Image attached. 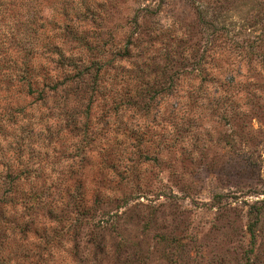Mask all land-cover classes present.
<instances>
[{"label":"rangeland","instance_id":"1","mask_svg":"<svg viewBox=\"0 0 264 264\" xmlns=\"http://www.w3.org/2000/svg\"><path fill=\"white\" fill-rule=\"evenodd\" d=\"M88 1L101 14L94 21L83 22L82 28L99 33L100 40L119 47L128 37L140 46L151 41L154 47L147 52L164 49L171 41L178 54L187 55L183 68L175 62L172 67L162 55H156L157 65L151 73L159 83L168 85L172 69L180 68L184 73L178 85L191 90L198 85L209 88L213 72L223 76L224 70H232L239 72L234 87L248 85L257 92L262 87L264 0ZM142 7H151L154 12L147 14ZM26 10L25 6L0 4V196L10 195L16 202L10 204L0 198V264L60 263L65 244L60 230L65 222L51 220L43 201L29 199L25 203L21 199L28 193L31 180H57L63 176L59 171L71 165L75 173L70 181L83 184V205L111 190L126 195L125 205L118 208L113 202L102 201L92 220L86 216L83 228L86 234L102 231L111 246L125 239L128 251H135L126 264H171L172 260L180 264H264V211L260 201L264 199V90L246 103L240 92L228 102L240 115L232 122L208 101L198 106L195 103L201 98L192 99L190 119L186 117L184 122L188 130H182L188 133L180 143L194 151L189 157L172 143L175 131L169 116L171 96L166 89L153 100L157 104L148 105L147 96L142 95L135 110L120 109L114 122H105L101 112L107 110L110 98L102 85L103 74L94 83V95L89 97L86 92L77 106L75 127L66 125L63 116L50 122L51 138L44 133L38 136L39 124L32 126L28 120L31 107L36 112L42 107L38 102L30 104L34 96L17 98L26 112L17 114V122L9 115L16 101L9 67L13 39L24 33L16 18L24 19ZM130 45L134 54L138 45ZM120 62L128 63L124 59ZM152 80L142 86L148 87ZM87 102L85 114L81 110ZM133 122L142 137L132 142L123 130ZM192 133V139L197 136L195 144L189 138ZM16 141L22 144L18 147ZM130 151L138 158L134 162L136 175L117 187L125 163H120L122 172L117 174L112 160ZM20 165L29 167L28 177H4ZM33 169L39 176L33 175ZM11 180L19 188L9 185ZM68 209L66 216L71 219L77 208L70 205ZM258 209L252 234L249 223L256 217L252 211ZM103 210L118 211L114 229H100L92 222Z\"/></svg>","mask_w":264,"mask_h":264},{"label":"trees","instance_id":"2","mask_svg":"<svg viewBox=\"0 0 264 264\" xmlns=\"http://www.w3.org/2000/svg\"><path fill=\"white\" fill-rule=\"evenodd\" d=\"M0 4L28 7L27 16L24 19L21 16L16 18V22L23 26L24 33L13 39V53L9 67L11 91L13 99L16 98V101L11 105L9 115L11 120L17 122V114L21 111H23V115L26 114L24 105H19L17 98L22 95L34 96L30 104L38 102L42 107L38 112L31 107L32 111L29 113L28 120L32 126L36 123L39 124L38 136L39 133H44L46 137L51 138L53 128L50 122L53 119H61L63 116L66 117V125L75 127V120L79 111L77 106L81 104L86 92L89 97L94 95V83L97 81V77L103 74L105 79L102 85L110 98L107 110L101 112L102 116L105 114V122H114L115 115H120V109L125 112L135 110V107L139 106L138 100L142 95L147 96L148 105L157 104L153 100L159 94L162 96L166 89L171 96L169 116L173 120L175 131L173 136L175 140L172 143H177L178 148H181L180 152L186 153V157H189L194 151L180 143L188 133L185 131L186 134H184L182 130H188L184 127V122L186 117L190 119L188 112L192 110V99L196 101L201 98L195 103L198 106L200 103L208 101L209 104L215 106V110H218L221 116H229L232 122L239 113L234 112V108L229 106L228 102H232L240 92L246 98V103L254 95H261V91L264 90V81L260 83L262 87L258 88V92L255 89L252 90L248 85L234 87V79L239 72L234 73L232 70H224L223 76L216 74L219 72H213L209 77V81H211L209 88L204 87L205 85H198L194 90H191L178 85L179 77L184 73L182 69L179 70L180 68L172 69L168 75L170 79L168 85L159 83L157 79L152 77L151 73L157 65L154 59L156 55L158 57L162 55L172 67L174 66L173 62H175L181 68H183L182 62L187 58V55H183L181 52L178 54L171 41L164 49H152V51L147 52L149 48L154 47L151 41L140 46L128 37L123 47H119L113 45V42L100 40L99 33L82 28L83 22L94 21L101 14L88 0H0ZM29 7L31 8L29 9ZM32 9L34 11L30 12ZM44 10L50 11L44 12ZM142 10L147 14L154 12L151 7H142ZM156 36L154 35V37ZM154 37L152 36V40L155 39ZM130 44L138 45L134 54L130 51ZM123 59L128 63H121L120 61ZM260 60L263 58L260 57ZM198 62L199 59L196 60V63ZM163 72L162 69L160 73L163 74ZM151 78H153V82L148 87H143L142 85L150 82ZM230 88H233V91L228 93L227 90ZM84 106L81 111L87 114L89 102ZM195 116H197L196 111ZM123 133L132 142L134 140L139 141L142 137L139 127L134 122L129 124ZM192 137L193 133L189 138L192 139ZM196 140L197 136H194L191 143L195 144ZM18 141L16 144L19 147L22 141ZM17 149L20 150L21 147ZM125 152L119 153L118 157L113 159L111 163V167L116 169L117 174L122 172L119 169L120 163H125L122 170L126 175L123 174V178L116 184L117 187L122 186L130 177L136 175L134 162L138 158L133 154V151L128 154ZM21 154L22 152L18 156ZM74 156L75 154H73ZM15 168L13 169L15 171L7 172L4 177L10 179L15 177L19 179L21 176L28 177L30 170L27 165L16 166ZM33 171L35 177L39 176L36 170L33 169ZM59 172L63 176L57 180L41 183L31 180L28 193H25L21 199V202L25 203L29 199H36L38 202L43 201L47 208L46 213L51 220L65 222L60 230L61 238L65 244L59 264H126L129 254H135V251L134 249L128 251L125 239L121 238L111 246L104 240L102 231H90L87 234L83 231L87 220L86 216H92V220L95 217V210L99 208L102 201L105 203L113 202L118 208L125 205L126 195L124 193L113 194L114 191L111 190V193L105 197L98 194L93 203L83 205V196L85 195L82 191V182L70 181L75 173L74 165L61 169ZM8 182L9 185L12 184L19 188L15 181ZM135 184L140 188L139 181H136ZM0 198L5 202H10V204L16 203L15 198L13 199L10 195L5 196L4 193H1ZM260 201L264 211V199ZM70 205H74L78 212L76 215V211L73 209L75 215L71 219L66 216ZM259 213V209L252 211V215L256 216L249 223L252 234V228ZM110 215L114 218H109ZM118 216L120 215L117 210L113 212L103 210L96 218L97 220L92 222L94 225H99L100 229H114ZM82 235H87V238H82ZM82 240L84 243L81 248L80 242ZM171 264L180 263L172 260Z\"/></svg>","mask_w":264,"mask_h":264}]
</instances>
